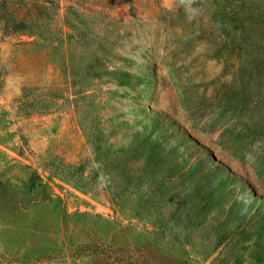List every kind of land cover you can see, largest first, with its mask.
<instances>
[{
    "label": "rangeland",
    "instance_id": "1",
    "mask_svg": "<svg viewBox=\"0 0 264 264\" xmlns=\"http://www.w3.org/2000/svg\"><path fill=\"white\" fill-rule=\"evenodd\" d=\"M0 264H264V0H0Z\"/></svg>",
    "mask_w": 264,
    "mask_h": 264
},
{
    "label": "clouds",
    "instance_id": "2",
    "mask_svg": "<svg viewBox=\"0 0 264 264\" xmlns=\"http://www.w3.org/2000/svg\"><path fill=\"white\" fill-rule=\"evenodd\" d=\"M181 2H183V0H181ZM188 3H191V0H188Z\"/></svg>",
    "mask_w": 264,
    "mask_h": 264
}]
</instances>
